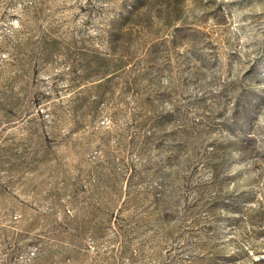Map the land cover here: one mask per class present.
<instances>
[{
  "label": "rangeland",
  "instance_id": "obj_1",
  "mask_svg": "<svg viewBox=\"0 0 264 264\" xmlns=\"http://www.w3.org/2000/svg\"><path fill=\"white\" fill-rule=\"evenodd\" d=\"M0 264H264V0H0Z\"/></svg>",
  "mask_w": 264,
  "mask_h": 264
}]
</instances>
